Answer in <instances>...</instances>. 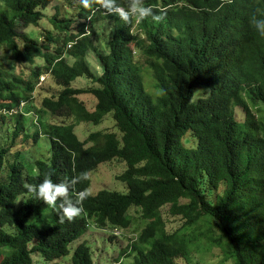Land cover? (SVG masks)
I'll list each match as a JSON object with an SVG mask.
<instances>
[{
    "label": "trees",
    "instance_id": "trees-1",
    "mask_svg": "<svg viewBox=\"0 0 264 264\" xmlns=\"http://www.w3.org/2000/svg\"><path fill=\"white\" fill-rule=\"evenodd\" d=\"M55 1L75 8L77 19L59 18L56 6L51 22L64 37L47 33L46 42L33 38L25 30L39 26ZM115 2L127 10L129 0ZM143 4L163 19L156 22L149 16L136 26L110 14L108 39L98 48L95 31L87 33L89 18L91 25L109 20L98 4L85 9L79 0H0V49L9 50L15 63L33 66L25 77L0 63V124L7 125L0 136V249L5 252L0 264H33V254L60 264L56 260L69 254V245L90 224L128 227L131 207L139 209L145 224L117 260L129 256V264H175L182 258L191 264L193 249L206 246L220 248V264H264V117L251 108L264 103V37L254 18L264 19V0ZM135 26L143 36L134 32ZM60 42L52 51L51 44ZM70 42L76 43L68 48ZM132 44L145 65L136 59ZM90 49L97 53L100 74L86 57ZM46 72L61 90L57 97L43 99L42 112L61 121L49 123L42 115L30 134L27 115L16 110L23 100L31 102ZM78 77L98 85L76 88L72 83ZM199 87L205 92L195 96ZM84 93L95 96L94 110L78 97ZM234 106L242 108V122L236 120ZM107 114L120 137L93 131L83 141L77 138L78 122L99 124ZM41 135L50 140L48 159H34L30 173L21 152L10 161L18 138L37 141ZM190 137L194 144L187 146L184 141ZM113 158L126 165L116 178L127 191L90 194L73 222L60 223L59 200L55 208L47 206L24 187L45 177L67 182ZM89 184L88 175L73 186L69 198L75 203L76 194ZM19 196L24 200L16 207ZM164 205L183 220L171 232L161 214ZM196 225L201 227L198 235L189 232ZM70 264H93L86 242L74 247Z\"/></svg>",
    "mask_w": 264,
    "mask_h": 264
},
{
    "label": "rangeland",
    "instance_id": "rangeland-1",
    "mask_svg": "<svg viewBox=\"0 0 264 264\" xmlns=\"http://www.w3.org/2000/svg\"><path fill=\"white\" fill-rule=\"evenodd\" d=\"M59 6L61 15L59 18H63L67 16L68 18H74L77 19L78 11L73 8L67 6V3L63 1H55L52 3L50 7H48L45 11V17L42 20V22L37 27H29L25 31L30 33L33 38H38L42 42H46L45 35L47 33H51L53 35H56L60 38L64 37V34L61 33L55 26L52 24L51 19L56 16V9L55 7ZM79 22V21H78ZM76 22L71 26V32L76 33L77 27L79 26V23ZM107 21H100L97 22L94 26L95 30V36L93 37L95 45L98 46V48H103L104 43L108 39V28L106 25ZM57 45H61V42L59 44H51V50L54 51L57 47ZM69 47V46H68ZM136 59L139 63L142 65H145L144 62V56H142L139 52H135ZM87 59L90 63V66L94 71H96L98 74L101 73V66L100 61L98 59L96 51L93 49H90L87 51ZM70 63H73L74 58L69 57L68 58ZM39 61L43 63V59H37L36 62L39 64ZM0 63L3 64L4 67L11 68L13 67L16 73L21 74L25 77L29 76L31 73L32 65L28 63H15L12 58L9 50H7L5 47H1L0 49ZM46 77V78H45ZM42 80L45 78L44 81H41V86L36 88L34 95H35V103L39 106H36V109L38 110L41 107V101L43 97L45 96H55L59 93V86H57L52 77H48L47 74H44V76L41 77ZM145 80L147 83L152 84V78L147 75L145 76ZM72 85L76 88L78 87H88L93 85H98L97 83H93L91 80L85 78V77H78L76 78ZM151 88V86H149ZM205 90L203 87H199L197 89L195 96H201L203 95ZM78 97L84 101L87 108L92 111L95 108L96 105V98L93 94L84 93L79 94ZM252 110L255 112V114L259 117H264V103L260 102L256 104L255 106L251 107ZM234 116L237 121L242 122L244 120V112L241 107L234 106ZM49 114V113H46ZM33 117L34 115H30V118H28V122H30L29 132L30 134L33 133L32 128H36L35 124L33 123ZM43 118H46V115L43 116ZM48 122L50 123H57L60 122L61 119L54 118V117H47ZM71 121H73L71 119ZM68 122V121H67ZM6 127L7 125L0 124V136H5L6 133ZM93 131H112L117 134L118 137H120V132L116 128L114 124V119L112 117V114H107L101 123L96 124L91 121H80L75 126V132L78 135V139L83 141L86 139L87 135L90 132ZM190 134H187L186 137H189ZM91 143L88 142L85 144V146L90 145ZM184 144L187 146H191L194 144V140L192 137H190V140L188 142L184 141ZM49 150H50V140L44 136L41 135L37 141H35L34 138H29L27 141L22 140L21 138H18L17 143L12 146L11 148V154H10V161L14 160L13 155L17 152H21L24 154L23 165L24 169L27 172H32V169L34 167L33 160L36 158L39 159H48L49 157ZM126 168V165L123 161H121L119 158H113L109 161H105L100 163L97 168L93 171L89 172V178H90V184L87 188V191L90 194H95L100 189H107V190H114L119 192H126L127 186L125 182L117 179L116 177L123 172V170ZM1 176V172H0ZM222 190V186L219 187V189L215 192H220ZM211 195L210 197H212ZM24 200V196H19L16 200V207H19ZM181 201H186L185 199H181ZM161 214L165 223V228L168 232H171L175 230L177 227H179L182 223V219L179 216L172 215L169 212V205H164L161 208ZM128 215L131 219V222L128 227L126 228H117L119 233L116 235L112 234V229L114 227L111 226H105L103 228L97 227L94 224H90L88 230L81 235L76 241H73L69 245V254L67 256L61 257L56 260V262L60 264H70V255L74 249V247L79 242H86V244L89 245L91 252H92V259L93 264H118V256L119 253L126 248V246L133 241L139 231L142 229V227L145 224V221L141 219L140 217V211L136 207H131L128 210ZM201 227L199 226H193L189 232H193L194 234L198 235L199 230ZM205 241V239H202ZM5 252L0 249V260L2 259V256ZM124 253L122 254V256ZM125 257V256H124ZM224 255L222 254V251L219 247H214L212 249L207 248L206 246H202L201 249H193L192 256H191V264H220L222 258ZM131 257L122 258L123 264H129L131 262ZM33 264H51L47 263L41 260L38 254H33ZM230 262V261H229ZM121 263V262H120ZM121 263V264H122ZM175 264H188V261L177 258L175 260Z\"/></svg>",
    "mask_w": 264,
    "mask_h": 264
},
{
    "label": "clouds",
    "instance_id": "clouds-1",
    "mask_svg": "<svg viewBox=\"0 0 264 264\" xmlns=\"http://www.w3.org/2000/svg\"><path fill=\"white\" fill-rule=\"evenodd\" d=\"M79 2L83 5V7L85 9H91L93 4L100 5L106 12L105 17H107L109 19V20H107V23H106L107 28H108V23L110 21V14L118 16L119 19L122 20L123 22H125L126 24H130L133 21H135L136 26H137L138 22L145 20L149 16H151L152 19L156 22H159L160 20L163 19V15H157L154 13L153 7L144 6L143 0H129L127 10H124V9L120 8L119 6H117L115 0H79ZM254 18L256 19V22H257V29H258L259 35L261 37H264V19H258L255 16H254ZM90 19L91 18H89L87 20V23H88L87 33H90V31L94 30V26L96 24L95 23V24L91 25ZM136 26L134 28V32L138 33L140 36H143V34L136 28ZM108 31H109V28H108ZM108 35H109V33H108ZM94 36H95V33H94ZM75 43L76 42H70L68 44V46L71 47ZM132 48L134 50V54H135V52H138L136 50L134 44H132ZM44 74H47L48 77H51L50 72H46ZM44 74H42L40 76V79H39V82H38L36 88L41 86V84H42L41 81L45 80L46 77L43 80L41 78L42 76H44ZM59 88H60V86H59ZM60 90L61 89H59V91ZM58 94L55 96H45V97H57ZM45 97H43V99ZM43 99L41 101V107L37 110L36 106H39V105H37L35 103V95L33 93V98L31 100V102L27 101V100H23L20 103V108L16 111H20L24 115H27L26 116L27 118H30V115H34V117H33V123L34 124H37L40 121L39 119L42 115L43 116L46 115V118H43V120L48 122L47 117L48 116L53 117V116L49 112H45V113L42 112V109L44 108L42 105ZM46 113H49V114H46ZM32 129L34 132L37 129V127L35 129L34 128H32ZM38 129L41 130L40 128H38ZM49 155H50V152H49ZM88 174L89 173H87V172H82L78 176L73 177L70 181L61 182V183H54L51 178L45 177L42 180V182L39 183L38 185L25 184L24 187L27 189L28 193L32 194L35 197V199L42 201L47 206H51V207L55 208L57 206V201L59 200L60 201L59 208L61 210L60 214H59L60 223H64L65 221L73 222L77 217L81 216V214L83 212V208L81 205H82L83 201L86 198H88L90 193L87 190L78 192L76 194L75 203L73 202L72 199L69 198V193H70V190L73 189V186H75L76 184H78L84 180H87ZM119 231L120 230H118L117 227H114L112 229V234L116 235L117 233H119ZM118 261H119L118 262V264H119L122 261V258H119Z\"/></svg>",
    "mask_w": 264,
    "mask_h": 264
}]
</instances>
